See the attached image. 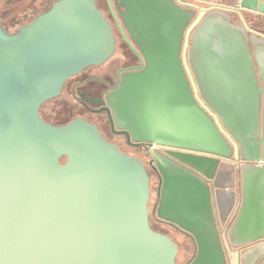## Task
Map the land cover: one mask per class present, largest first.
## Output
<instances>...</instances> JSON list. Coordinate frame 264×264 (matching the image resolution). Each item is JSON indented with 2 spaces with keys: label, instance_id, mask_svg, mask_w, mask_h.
I'll return each instance as SVG.
<instances>
[{
  "label": "water",
  "instance_id": "1",
  "mask_svg": "<svg viewBox=\"0 0 264 264\" xmlns=\"http://www.w3.org/2000/svg\"><path fill=\"white\" fill-rule=\"evenodd\" d=\"M131 4L146 66L108 103L118 125L171 156L149 160L152 214L190 241L152 228L145 163L89 124L42 119L70 76L115 49L93 0H58L16 33L0 23V264H229L223 235L240 264H264V33L242 13L264 15V0L197 15L174 0Z\"/></svg>",
  "mask_w": 264,
  "mask_h": 264
},
{
  "label": "flooded vegetation",
  "instance_id": "2",
  "mask_svg": "<svg viewBox=\"0 0 264 264\" xmlns=\"http://www.w3.org/2000/svg\"><path fill=\"white\" fill-rule=\"evenodd\" d=\"M56 1L58 0H54L49 7L42 10L30 21L21 24L17 30L8 32H18L23 26L28 25L36 17L48 11ZM174 1L182 7L194 10L196 15L199 12V8L203 6L210 7V5H214L215 7L229 9L233 7L231 5L217 4L210 0H204L202 3L197 2L196 0ZM93 2L109 22L112 33L115 37V49L112 55L104 63L95 66L103 67L109 63V70L114 72V74L111 75L110 73H107V71L104 72V76L90 73L87 74L91 69L95 68V66H90L81 72L70 76L65 81L61 94L45 102L40 107V115L44 121L53 125H64L76 121L91 125L109 143L117 147L122 153L130 157L138 158L145 163L151 176V182H158L155 173L149 166V160L152 158V153L157 151L169 158H171V156L165 153V148L162 146L157 145L156 147L151 148L155 143L150 144L139 141L138 139L143 137L144 134L139 131H128L123 121L122 125H118L115 120L113 109L108 103L109 95L119 87L125 74L139 72L146 66V59L142 55L136 39L132 37L128 28V23L130 24L135 19L139 23L145 21L142 20L144 19V15L139 10L137 12V9H135L136 7H133L131 3L134 2V0H93ZM242 13L250 25V17H247L250 12L242 11ZM230 14L236 16L238 18L237 21H240V18L236 13L231 12ZM1 22L2 21H0V23ZM64 96L70 97L75 107L67 114L58 115L56 111L53 113L49 112V109H45L44 106L46 103L58 100ZM149 98L151 100L150 104L153 105L155 94L150 92ZM160 105L161 116L162 119L165 120V84L160 93ZM65 160L66 158H63L62 162H65Z\"/></svg>",
  "mask_w": 264,
  "mask_h": 264
},
{
  "label": "rangeland",
  "instance_id": "3",
  "mask_svg": "<svg viewBox=\"0 0 264 264\" xmlns=\"http://www.w3.org/2000/svg\"><path fill=\"white\" fill-rule=\"evenodd\" d=\"M53 1L54 0H0V21H2V25L4 23L3 27L7 32L15 31L19 28L21 24L30 21L42 10L49 7ZM196 1L202 3L204 0ZM226 1L228 3H233V0ZM234 19L238 20L236 16H234ZM106 71L111 75L114 74V72H111L109 70V63H107L106 66L103 67L95 66V68L91 69L87 74L90 73L104 76V72ZM44 107L46 110L49 109V112L54 113L56 111L58 115L67 114L71 109L75 108L70 97L67 96H64L55 101L48 102L45 104ZM156 183V181L151 182L152 198L150 201V206L155 196V187L157 186ZM150 223L155 231L168 235L178 244L190 241V238L188 236L181 233L180 231H177L172 226L166 224H159L153 221L152 209L150 210ZM180 258L181 254H179L177 257V264H179Z\"/></svg>",
  "mask_w": 264,
  "mask_h": 264
},
{
  "label": "crops",
  "instance_id": "4",
  "mask_svg": "<svg viewBox=\"0 0 264 264\" xmlns=\"http://www.w3.org/2000/svg\"><path fill=\"white\" fill-rule=\"evenodd\" d=\"M210 1H213V2H215L217 4H223V5H231V4H233L231 6H236L237 4L240 3L241 0H233V3H228L226 0H210ZM247 17L248 18L250 17L249 21H250V25L252 27L257 28L259 31L264 33V15H257V14H253V13H248ZM236 181H237V188L239 187V190H240V176L239 175H237ZM156 185H157V183H156ZM156 189H157V186L155 187V196H154V198L152 200V204L150 206L151 207L150 209L153 208V204H154L155 199H156ZM177 206L179 207L180 205L179 204H174V207H177ZM153 221H155L156 223H159V224L170 225V224H168L166 222L158 220L156 218V215H153ZM170 226H172V225H170ZM173 228H175V227H173ZM222 238L224 239L225 245H226V247L228 249V252L230 253L229 264H240L241 263V258H240L239 250H231L225 235H223ZM188 256H190V255H188ZM188 256H185L184 254L183 255L181 254V258H180L179 264H183L187 260Z\"/></svg>",
  "mask_w": 264,
  "mask_h": 264
},
{
  "label": "built area",
  "instance_id": "5",
  "mask_svg": "<svg viewBox=\"0 0 264 264\" xmlns=\"http://www.w3.org/2000/svg\"><path fill=\"white\" fill-rule=\"evenodd\" d=\"M157 146V144H153L152 146H151V148H154V147H156Z\"/></svg>",
  "mask_w": 264,
  "mask_h": 264
}]
</instances>
